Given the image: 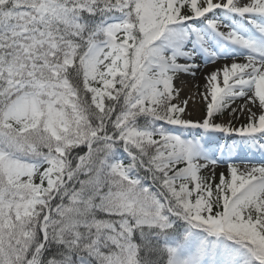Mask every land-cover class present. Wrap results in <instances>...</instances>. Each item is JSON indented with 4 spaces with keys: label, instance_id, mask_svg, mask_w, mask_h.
<instances>
[{
    "label": "snow or ice",
    "instance_id": "1",
    "mask_svg": "<svg viewBox=\"0 0 264 264\" xmlns=\"http://www.w3.org/2000/svg\"><path fill=\"white\" fill-rule=\"evenodd\" d=\"M0 264H264V0H0Z\"/></svg>",
    "mask_w": 264,
    "mask_h": 264
},
{
    "label": "rangeland",
    "instance_id": "2",
    "mask_svg": "<svg viewBox=\"0 0 264 264\" xmlns=\"http://www.w3.org/2000/svg\"><path fill=\"white\" fill-rule=\"evenodd\" d=\"M205 71H208V70L206 69ZM185 79H189V85H191L190 78L185 77ZM197 83H199L201 85V87L203 86V83H204L203 73L199 74V79H198ZM200 107L201 108L203 107V103H201ZM193 118H195V117L193 116ZM216 171H217V173H219L221 171H225L226 172V167H223V166L222 167H218Z\"/></svg>",
    "mask_w": 264,
    "mask_h": 264
},
{
    "label": "bare ground",
    "instance_id": "3",
    "mask_svg": "<svg viewBox=\"0 0 264 264\" xmlns=\"http://www.w3.org/2000/svg\"><path fill=\"white\" fill-rule=\"evenodd\" d=\"M190 86V85H189ZM186 92H187V89L185 90ZM200 112L199 111H193V116L195 117V118H199V116H200Z\"/></svg>",
    "mask_w": 264,
    "mask_h": 264
}]
</instances>
